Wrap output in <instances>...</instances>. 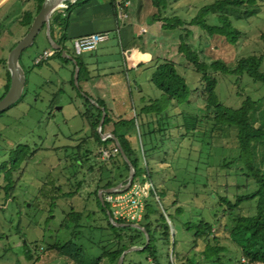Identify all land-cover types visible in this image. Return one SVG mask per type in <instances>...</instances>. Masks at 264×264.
<instances>
[{"label":"rangeland","instance_id":"374dc122","mask_svg":"<svg viewBox=\"0 0 264 264\" xmlns=\"http://www.w3.org/2000/svg\"><path fill=\"white\" fill-rule=\"evenodd\" d=\"M213 1L215 0H168L169 5L164 13L169 16L176 15L188 21L196 15L201 6ZM258 1L261 3V8L257 16L234 22L235 26L241 31L236 43L232 44L219 35L209 36L198 27L192 26L193 34L186 39L187 44L199 54L201 61L207 64L220 61L230 69H233L241 58L261 56L260 70L264 71V0ZM11 7L13 17L6 22V29L0 27V57L8 56L12 45L20 41L26 34V27L21 26L20 21L16 18L19 11L18 5L12 3L8 8ZM28 7L34 11L36 10L34 2L30 3ZM61 11L66 12V10ZM80 11L81 9L77 6L71 13L74 14ZM93 11L102 12L100 9H94ZM67 12L69 13V10ZM85 14H87V11ZM184 32L185 30L181 27L174 30H165L163 40H157L155 45L157 48L161 45L159 50L161 59H170L179 65L178 71L186 79L190 90H192L190 104L181 107L186 114L197 113L202 116L201 111L204 106L200 100L203 95L201 75L177 51L180 44L179 35ZM70 33L71 31H68L67 34L70 36ZM54 38L57 39L55 32ZM110 38L117 41L118 35L113 32ZM116 41L117 59H113L118 60V62L112 68H101L100 72L110 70V74L104 77L108 84L107 87L110 89L109 91L118 89L119 85L124 89L130 85L132 94L131 96L128 95L125 100L127 101L126 113L121 115V119L132 118L135 114L134 111L140 110L139 103L145 100L138 96L139 90L147 99L154 100L161 97V91L150 80L155 60L146 64L142 63L138 67H132L128 64L124 66L123 61L120 60L121 54ZM48 47H50V42L47 28L44 27L39 31L33 44L23 51L20 58L21 64L22 61L27 60L32 66L27 71L25 70L27 84L24 88L23 97L0 114V167L4 163L10 167L11 153L16 149L19 150L21 146L26 147L25 152H23L24 155L21 154L19 169L11 171L14 183L9 195H6L4 189L7 182L4 181L3 177L0 178V233L3 236L0 237V264H73L52 249L51 244L57 238H54L55 233L57 231L61 232L60 224L69 210V205L73 204L77 210H82L85 201L84 216L88 211H97L93 200L94 196H89V192L96 189L102 167L103 169H114L117 164L121 165V161L117 156L107 160L103 159L100 153L102 148H109L112 144H108L106 147L98 145L91 134L89 121L84 113L86 105L71 82L73 64L54 56L44 63L34 66V58ZM64 47L71 53L74 50L69 38L65 41ZM102 53H104V57L107 55L113 57L111 51H103ZM83 54L85 56V53ZM81 57H77L80 63ZM91 71L97 72L94 68H91ZM84 72L85 68L81 73L80 87L83 92H86L85 83L82 81ZM209 72L214 73L213 75L218 80L216 93L223 104L238 107L246 98L257 102L253 111V124L257 128L264 129V86L245 75L240 77L233 74L223 75L214 72L212 69H209ZM5 77V67L0 64V96L4 90ZM120 101L121 99L117 100V102ZM180 119L179 116L174 118L173 125L175 127L179 125ZM112 128L111 124L108 125L104 133L111 132ZM140 128L142 127H138L137 124L130 133V141L139 157L138 169L140 170L146 164L149 173L152 172L151 167H153L157 173H163L164 178L168 179L166 182L168 193L164 201L165 206H168L170 213H175L177 208H181L183 211L180 216L175 218L179 226L177 248L180 256L194 257L195 260H200L199 253L202 247L196 245L192 247L190 243L192 236L186 232L184 223L189 218L193 217L192 219H194L201 208L212 207L214 200L208 198L206 194L209 190L216 189L221 193L224 192L223 189L217 188L222 171L214 165L219 163L223 157L229 160L230 157L236 155L234 133L228 128H224L221 132L213 131L211 135L205 138L206 143L213 142V145L207 148L204 142L201 141L204 137L198 135L200 133H197V136L193 138L189 135L181 137L175 128L170 131L172 132V136L169 137L171 140L167 141L164 152L151 156L147 162L143 149L146 146L147 139H144L143 136L140 137ZM180 130L181 133L185 132L183 126ZM141 133L143 134L142 131ZM254 150V164L264 171V141L257 142L254 145ZM66 154H70L72 158L80 156L84 160L76 176L77 180L83 178L84 181V185L79 190V196L82 199L79 200L72 195L66 198L62 197L63 192L70 193L73 191L76 180L74 176H71V173L69 176H67L68 173H65ZM148 154L147 152L146 155L148 156ZM90 165L94 166V170L91 173H86ZM240 168V164H232L229 168L231 172L229 177L231 186L227 191L229 196L233 197L234 193L245 194L255 189L253 181L248 179ZM0 172L5 173L3 170ZM128 173H124L126 178L122 179L123 183L127 179ZM143 174L136 179L137 182H142L141 184L144 181ZM66 176L70 177L69 182ZM193 181H196L195 185L192 183ZM155 183L156 187L159 188L162 184L160 176L156 177ZM185 183L187 186L182 187ZM205 183L208 185L207 187L204 186ZM54 187H60V192L54 193ZM52 196H54L57 205L51 211ZM110 196H106V199L108 200ZM146 199V202L153 203L150 196ZM157 200L154 202L156 209L164 213V206ZM208 200L212 204L207 202ZM172 201H176V203L173 204ZM241 209L244 214L249 212L247 211V204L243 205ZM165 214L167 215L166 212ZM93 218H96L99 224L105 225V221L99 213ZM140 220L142 221V219ZM141 221L125 222L141 224ZM224 221L226 219H223L222 223ZM81 223L83 225L88 223L85 217ZM157 224L156 220L155 225ZM178 226L176 225L177 230ZM83 233L87 236L88 230L83 228ZM175 233L174 228V235ZM60 234L58 235V241H68L70 237L68 233L63 232L61 236ZM215 234L219 235V232L216 231ZM227 234L225 232L222 235L227 238ZM108 236V232H105L101 238L104 241ZM86 242L83 238V243ZM221 242L229 245L230 253L228 254L230 259H233L232 257L238 252L236 245L229 239L228 241L223 239ZM25 246L33 251L31 259H28L25 255ZM171 248L170 232V242L164 245L163 250L164 254L172 261V254L170 257ZM96 251L94 250L97 254ZM241 262L247 263L243 259H241ZM100 264L111 263L107 259H103ZM124 264L154 263L150 258H146V255L130 252L127 254ZM253 264L264 263L254 262Z\"/></svg>","mask_w":264,"mask_h":264},{"label":"trees","instance_id":"16d2710c","mask_svg":"<svg viewBox=\"0 0 264 264\" xmlns=\"http://www.w3.org/2000/svg\"><path fill=\"white\" fill-rule=\"evenodd\" d=\"M28 1H33L36 4V10L34 13L25 11L20 20L21 25L26 27V32L29 30L44 0ZM79 1L83 2L87 0H78L73 3V5ZM151 2L155 7L153 19L161 22V26L164 30H174L179 27L185 30L183 34L179 35L180 44L177 47V51L194 67L195 71L201 75L203 81V95L200 100L203 102L204 106L201 111L202 116L197 113L186 114L181 107L190 104L192 90H190L186 79L178 71L179 65L170 59L157 58L154 61V70L150 80L152 84L161 91V97L159 99L149 100L131 119L118 121H115L109 115L108 109L101 102L96 100V103L104 107L106 112L101 132H106V127L110 124L112 125L113 128L110 133L115 135L124 154L135 169L134 181L138 176L146 172V165L140 170L138 169L139 157L130 141L131 130H134L137 124L138 127H142L140 128V137L143 136L145 137L144 139H147L146 146L143 148L144 155L147 157V162L150 160L149 158L151 156H156L164 152L167 141L171 140L169 137L172 136V132H170L172 129L176 128L181 137L189 135V137L193 138L197 136V133H200L198 135L204 137L201 141L204 142L207 148H210L213 142L206 143L205 138L211 135L213 131L216 130L221 132L224 128H228L234 133L236 155L230 157L229 160L223 157L219 163L214 165L222 171V173H220L221 179L217 184V188L223 189L224 192L221 193L216 189L209 190L206 194L208 198L214 200L212 207H208L207 209L201 208L194 219H192L193 217L189 218L184 223L186 232L192 236L190 241L192 247L193 245L202 247L199 253L201 258L200 260H195L194 257L180 256L177 248L179 243L177 236L179 226L175 218L176 216H180L183 211L181 208H177L175 213L169 212L168 206L166 207L164 203L168 193L166 187L168 179L164 178L163 173H157L153 167H151L152 172H150V178L151 181L153 180L154 186L149 195L153 203L146 202V199L145 211L141 221V225L149 235V243L146 245V238L143 231L130 226L116 227L110 223L106 210H109L111 214L112 210L106 196L114 194H104L103 198L105 205H102L98 196V190L114 187L121 183L122 179L126 178L124 173L129 172V166L122 158L120 152L117 157L120 159L121 165L117 164L114 169H103L102 167L96 189L89 192V196H94L93 200L97 211H88L84 216L83 213L86 210L85 201L82 210H77L76 206L73 204L69 205V210L66 212L60 224L61 232L57 231L55 233L56 235L54 238H57L55 242L51 244V247L60 256L65 257L73 264H100L103 259H107L111 264H115L123 251L132 246L144 247L142 250L134 252L144 256L146 255V258H150L154 264H244L241 262V259L246 261V264H253L254 262L264 263V171L254 164V145L257 142L264 141V129L257 128L253 124V111L257 102L250 98H246L238 107L223 104L216 93L218 80L213 75L214 73L209 72V69H212L214 72L223 75L233 74L239 77L245 75L254 82L264 86V71L260 70L262 57L249 56L241 58L237 61L236 66L230 69L225 63L220 61H213L210 64L201 61L199 54L186 42V39L190 38L193 34L191 27L195 26L206 32L209 36L219 35L232 44L236 43L241 35V31L235 26L234 22L257 16L260 12L261 3L258 0H215L201 6L196 15L186 21L176 15H165L164 11L169 5L168 0H151ZM111 5L118 25L119 17L116 0H111ZM58 23L59 15L51 18L50 34L52 38L54 26L58 25ZM43 28L44 26L42 29ZM64 32L65 30L63 29L61 39L58 41L60 44H64L65 42ZM16 44L17 43H14L11 49ZM64 49L66 50L65 47ZM66 52L71 53L68 50H66ZM72 54L74 55V52H72ZM56 56L67 63L73 64L71 60L62 55L61 51H57ZM74 57L79 66V88L74 84V69L72 71L71 82L86 105L85 115L89 121L91 134L98 145L106 147L108 144H112L113 146L115 145L114 140L112 138L103 140L97 130L102 111L98 106L90 102L89 95L83 92L80 87L81 73L85 67L80 63L77 55H74ZM0 64L5 67L6 73L4 90L0 96L1 99L9 88L10 74L7 69L6 58H0ZM23 94L24 91L20 99L23 97ZM176 116H179L181 119L179 125L175 127L173 121ZM182 126L185 130L184 133H181L180 130ZM181 137L180 139H182ZM25 148L26 147L21 146L19 150L16 149L11 153L10 167H8L6 163L0 167V171H5V173L0 172V178L3 177L4 181L7 182L4 186L6 195H9L13 189L14 181L11 171L19 169V161H21V157L24 155L23 152H25ZM147 152L149 153L148 156L146 155ZM83 162L84 160L80 156L72 158L70 154H66L65 173H68L67 176L71 173V176H74L76 180L74 182L73 191L70 193L63 192L62 197L66 198L72 195L75 199H82L81 196H79V190L84 185V181L83 178L77 180L76 176ZM232 164H240L241 172L244 173L248 179L253 181L255 189L252 192H247L245 194L234 193L233 197L227 194L231 186V182H229L231 173L229 168ZM195 168L198 169L196 166ZM93 170L94 166L90 165L86 173H91ZM157 176L161 177L162 182L159 188L155 185ZM67 178L69 182L70 177ZM192 183L195 185L196 181ZM186 186V183L182 185V187ZM204 186L207 187L208 185L205 183ZM60 190V187H54V193H59ZM156 197L158 198L157 202H161L164 206V211L167 213L176 231L172 244V261L164 254V245L170 242V230L163 213L155 207L154 202ZM172 202L173 204L176 203V201ZM207 202L210 203L209 200ZM245 204H247V211H249L247 214H244L241 209ZM56 205L54 196H52L51 211ZM96 212L102 216L105 225L99 224L98 220L93 218L97 214ZM84 217L88 222L86 225L81 223ZM223 219H226L224 223H222ZM156 220L158 222L157 225H155ZM116 221L118 223H126L122 220ZM176 225L178 226V230ZM83 228L88 230L87 236L84 235ZM216 231L219 232V235L215 234ZM63 232L70 235L66 242L58 241L59 233L62 234ZM105 232H108L109 236L103 241L101 236ZM225 232L228 233L226 235L227 238H224L225 236L222 235ZM95 234L98 235L95 236ZM0 237H3L1 233ZM83 238L88 243H83ZM223 239L226 241L229 239L236 245L238 252L232 257L233 259H230V255L228 254L230 253L229 245L221 242ZM94 250H97V254ZM25 255L28 259H31L33 257V251L26 247ZM238 256L239 258H237ZM126 257L127 255L122 264H124Z\"/></svg>","mask_w":264,"mask_h":264},{"label":"crops","instance_id":"0c3cea01","mask_svg":"<svg viewBox=\"0 0 264 264\" xmlns=\"http://www.w3.org/2000/svg\"><path fill=\"white\" fill-rule=\"evenodd\" d=\"M32 2L33 1H28V0H0L1 29H4L6 26L5 25L6 22L11 20V17H13L12 7L8 8L10 4L16 3V5H18L19 11L17 12L16 18L17 20L20 21L25 11H31L34 13V10L28 7V5ZM65 4L67 5V7L61 10H66V12L60 10L58 11V13L56 12L53 15V17L59 15V23L58 25L54 26L52 33L53 39L55 40L56 43H58V41L61 39L64 29L65 41H67V39L69 38L73 48L74 40L77 37L87 35L93 32L107 33L108 38L105 41L101 42L98 45L97 49L93 51L83 52L85 53V56L83 53L78 55V56H82L81 63L85 67L84 77L82 81L85 83L86 93L89 95V97L95 101L98 100L99 102H101L108 109L109 115L115 121L131 119V118L121 119V115L126 113L125 109H126L127 101L125 100L128 95L131 96L132 94V91H130L131 90L130 85H128L125 89L119 85L118 89L109 91L110 89H108L107 87L108 84L104 80V77L110 74V70L109 71L104 70L103 72H100V69L101 68L105 69L107 67H108L107 69H109L110 67L112 68L113 65H115L118 62V60L113 59V58L117 59V47L115 45L116 40L115 39L111 40L110 38L113 32L118 35L116 43L119 45V51L121 54L120 60L123 61L124 66L128 64L129 66L132 67L133 66L138 67L142 63L143 64L150 63L157 58H161V55L159 53V50L161 49V45L160 47L157 48L155 42H157V40L159 39L160 41L163 40L162 37L165 35V30L162 28L161 22L155 21L153 19V13L155 11V7L152 5L151 0H116L117 9L119 5L126 4V7L124 9L128 15V17L124 20L119 19L118 25L115 20L113 7L111 5V0H87L83 2L79 1L74 5L73 3H69V2ZM77 6L79 9H81V11L72 14L71 12ZM94 9L95 10L100 9L102 10V12L97 13V11H93ZM68 10L69 13L67 12ZM86 11L87 14H85ZM143 29H146V31L142 32ZM68 31L69 32L71 31L70 36L67 34ZM54 32L57 34V39L54 38ZM64 44H60V45L63 47ZM48 48H52L51 45ZM103 51H108V52L111 51L113 57H110L108 55L104 57V53L101 54V52ZM98 52L100 53L99 55ZM125 52H127L128 54L125 55ZM66 55H73V54L66 52ZM0 58H6L7 60V56L6 57L2 56ZM20 65L24 70L26 76V83H25L26 85L27 84L26 71L30 69L32 66L29 64L27 60L22 61V64L20 63ZM91 68H94L97 72L96 73L92 72ZM73 69H75V66L73 67ZM138 93H139L138 96L142 97L143 99L147 101L151 100L150 98L147 99L146 97H144L140 90L138 91ZM119 99H121V101L117 102V100ZM145 100H142L139 103L140 108L144 104L148 103ZM134 112L136 114V112L138 111H134ZM84 113H86V108Z\"/></svg>","mask_w":264,"mask_h":264},{"label":"water","instance_id":"95a60500","mask_svg":"<svg viewBox=\"0 0 264 264\" xmlns=\"http://www.w3.org/2000/svg\"><path fill=\"white\" fill-rule=\"evenodd\" d=\"M76 1H78V0H44L43 1L39 12L35 15L32 23H31L29 30L22 37V39L20 41H18L17 44L10 50V52L7 56L6 65H7V69L9 71V74H10V85H9L7 92L0 99V113H2L3 111L7 110L12 105H14L20 99V97L23 93L24 86L26 83V76H25L24 70L22 69V67L19 63V58H20L22 52L26 48H28L29 46H31L33 44L36 36L38 35L39 31L42 29L43 26L47 28L48 40L50 42L51 47L57 51H61L63 56L67 57L69 60H71L73 62L74 66H75L74 74H73L74 84L77 88H79V83H78L79 66L77 65V61H76L75 57L73 55H66L65 49H63V47L60 44L56 43L50 34V21H51V18L53 17V15L56 12H58L59 10L66 8L67 5L65 3H67V2L75 3ZM90 102L93 103L95 106H98L102 111V116H101V119L99 121V125L97 128L98 132L101 135V138L103 140L106 138H112L114 140L115 145L119 148L122 158L127 162L128 166H129L128 177L124 181V183L121 182L114 187L98 190L99 199H100L102 205H105L103 195L104 194H117V193H121L123 191H126L130 187L131 183L134 180L135 169H134L133 165L131 164V162L129 161V159L127 158V156L124 154V152L121 148V145H120L119 141L117 140V138L115 137V135L110 133V132H108V133H102L101 132V128H102L103 122H104L105 117H106L105 108L102 106H99L96 103V101L91 99V98H90ZM27 206H29V205H27ZM106 213H107L108 219L112 225H114L116 227L130 226V227L139 229V230L143 231V233L145 235L146 245L149 243V239H150L149 235L141 224L118 223L116 221V219H114L112 217V214L109 210H106ZM163 214H164V216L166 218V222L170 228L171 243L173 244L174 227L171 224V222L168 219L165 212ZM143 248L144 247L132 246V247L126 249L120 255L116 264H122L125 256L127 254H129L130 252L140 251ZM171 252H172V248L170 249V257H171Z\"/></svg>","mask_w":264,"mask_h":264},{"label":"built area","instance_id":"2783aa9c","mask_svg":"<svg viewBox=\"0 0 264 264\" xmlns=\"http://www.w3.org/2000/svg\"><path fill=\"white\" fill-rule=\"evenodd\" d=\"M125 5L118 6V17L119 19H126L128 17L125 12ZM143 29L142 32H145ZM108 38L106 32H93L87 35L77 37L73 43L74 55H80L83 52L93 51L97 49L98 45ZM57 50L53 48H48L43 50L34 59V64H42L49 58L56 55ZM128 53L125 52V55ZM119 148L113 145L109 148H102L100 153L103 159H110L111 157H116L119 155ZM146 165V164H145ZM143 184L142 182H137L136 180L131 183L130 187L121 193L111 195L108 199L110 202L112 216L116 220H122L127 222H140L142 219L143 212L145 210V201L148 198L150 191L153 189V182L150 178V173L146 167V172L143 174ZM156 199H158L156 197ZM140 220V221H139Z\"/></svg>","mask_w":264,"mask_h":264}]
</instances>
